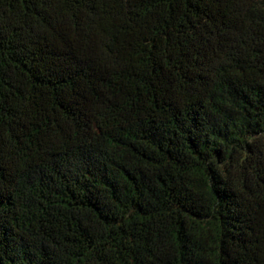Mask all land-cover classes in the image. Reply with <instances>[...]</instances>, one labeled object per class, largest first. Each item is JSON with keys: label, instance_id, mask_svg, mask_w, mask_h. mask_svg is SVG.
Returning <instances> with one entry per match:
<instances>
[{"label": "trees", "instance_id": "obj_1", "mask_svg": "<svg viewBox=\"0 0 264 264\" xmlns=\"http://www.w3.org/2000/svg\"><path fill=\"white\" fill-rule=\"evenodd\" d=\"M0 264H264V0H0Z\"/></svg>", "mask_w": 264, "mask_h": 264}]
</instances>
